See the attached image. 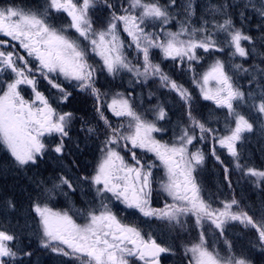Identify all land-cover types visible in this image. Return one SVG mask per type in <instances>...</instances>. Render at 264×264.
<instances>
[{"label":"snow or ice","instance_id":"obj_1","mask_svg":"<svg viewBox=\"0 0 264 264\" xmlns=\"http://www.w3.org/2000/svg\"><path fill=\"white\" fill-rule=\"evenodd\" d=\"M0 151V264H264V0H0Z\"/></svg>","mask_w":264,"mask_h":264},{"label":"trees","instance_id":"obj_2","mask_svg":"<svg viewBox=\"0 0 264 264\" xmlns=\"http://www.w3.org/2000/svg\"><path fill=\"white\" fill-rule=\"evenodd\" d=\"M2 155H3V153H2V151H0V156H2ZM217 171L218 170L214 168L212 161L209 160L208 164H207V167L205 169V172L203 174V179L207 182L208 187H210L213 191H215L216 183L220 179H222V175H217L216 174ZM209 177H216L217 179L215 181H213V182H209ZM232 179L235 182V180L237 179V176L233 175ZM2 182L3 181L0 180V183H2ZM242 187L243 186L237 188L238 195L240 194ZM243 190H244V193L247 194V188L243 187ZM234 231H239V229L238 228L234 229ZM38 254L40 256V264H57V258L53 254L48 253V252H39V251H38Z\"/></svg>","mask_w":264,"mask_h":264},{"label":"rangeland","instance_id":"obj_3","mask_svg":"<svg viewBox=\"0 0 264 264\" xmlns=\"http://www.w3.org/2000/svg\"><path fill=\"white\" fill-rule=\"evenodd\" d=\"M217 178L216 177H209V182L215 181Z\"/></svg>","mask_w":264,"mask_h":264}]
</instances>
